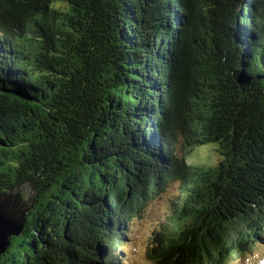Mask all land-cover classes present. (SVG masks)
<instances>
[{
  "label": "trees",
  "instance_id": "16d2710c",
  "mask_svg": "<svg viewBox=\"0 0 264 264\" xmlns=\"http://www.w3.org/2000/svg\"><path fill=\"white\" fill-rule=\"evenodd\" d=\"M209 142L215 164L186 161ZM15 185L33 208L0 264H122L171 186L154 264L264 243V0H0V193Z\"/></svg>",
  "mask_w": 264,
  "mask_h": 264
},
{
  "label": "rangeland",
  "instance_id": "374dc122",
  "mask_svg": "<svg viewBox=\"0 0 264 264\" xmlns=\"http://www.w3.org/2000/svg\"><path fill=\"white\" fill-rule=\"evenodd\" d=\"M216 144L209 142L206 144H193L188 147L186 152V161L191 165H213L216 163L217 154L215 151ZM180 152V151H178ZM21 186V185H20ZM23 186V185H22ZM30 188L26 185V190ZM32 193V189L29 190L28 196ZM174 196V188L171 186L154 195L149 199L145 205L140 209L138 214L133 215L130 223L128 224V233L126 235V241L129 239L130 227L135 229L132 233L136 239H145V255L146 249L149 247L151 239V231L156 229L158 225L166 222L165 219L168 215V205L170 199ZM148 226V227H146ZM264 244V243H261ZM121 261L124 264L125 254L120 251ZM147 256V255H146Z\"/></svg>",
  "mask_w": 264,
  "mask_h": 264
},
{
  "label": "water",
  "instance_id": "95a60500",
  "mask_svg": "<svg viewBox=\"0 0 264 264\" xmlns=\"http://www.w3.org/2000/svg\"><path fill=\"white\" fill-rule=\"evenodd\" d=\"M29 190L26 185H15L0 193V255L10 237L21 232L27 213L33 208V190L28 196Z\"/></svg>",
  "mask_w": 264,
  "mask_h": 264
},
{
  "label": "clouds",
  "instance_id": "9594fccd",
  "mask_svg": "<svg viewBox=\"0 0 264 264\" xmlns=\"http://www.w3.org/2000/svg\"><path fill=\"white\" fill-rule=\"evenodd\" d=\"M175 186H179V181L175 182ZM133 232L135 229L130 227L129 239L120 245V251L125 254L124 264H154V261L145 255L146 238L136 239L132 235ZM225 264H264V244L258 242L246 251L234 250L226 258Z\"/></svg>",
  "mask_w": 264,
  "mask_h": 264
}]
</instances>
